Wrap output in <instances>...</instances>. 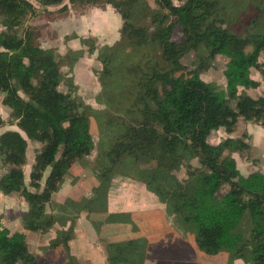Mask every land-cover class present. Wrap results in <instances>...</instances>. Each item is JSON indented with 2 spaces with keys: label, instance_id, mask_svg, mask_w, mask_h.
Here are the masks:
<instances>
[{
  "label": "trees",
  "instance_id": "obj_1",
  "mask_svg": "<svg viewBox=\"0 0 264 264\" xmlns=\"http://www.w3.org/2000/svg\"><path fill=\"white\" fill-rule=\"evenodd\" d=\"M258 1L264 13V0ZM38 2L43 8L62 6V13L68 10L66 2L108 6L119 16L120 27L118 40L101 60L106 85L96 99L108 105L110 114L102 117L95 142L90 132L93 111L72 93L58 89L60 67L72 57L41 48V27H22L39 16L30 0H0L1 105L10 111L17 128L0 132V161L7 168L0 190L5 195L16 193L27 203L24 230L50 231L54 215L47 208L72 159L86 158L96 149L93 169L97 174L103 170L99 177L105 181L124 158L138 169L147 168V176L141 175L146 188L177 220L197 223L196 242L207 252L218 251L224 236L234 237L238 221L247 213L246 242L236 253L247 256L249 264H264V173L255 171L239 179L233 155L250 147L242 138H226L217 145L207 141L212 131H231L240 120L264 128V95L252 97L238 90L259 86L250 78V69L260 55L259 70L264 74V34L237 35L224 27L231 19L232 1L177 0L179 5H174L171 0H153V9L147 0ZM175 28L180 31L178 41L172 39ZM218 55L230 57L223 72L225 94L200 78ZM183 62L193 67L189 76ZM111 65L114 68L109 69ZM6 124L0 117V128ZM115 128H119L116 134ZM31 139L42 147L34 154L26 182L22 167ZM181 167L187 168V176L178 181L174 173ZM223 188L226 191L218 199ZM192 192L191 203L200 214L187 216L185 199ZM70 211L77 214L74 208ZM65 241L58 237L52 246L64 242L69 249ZM106 255L107 264L112 263L113 257ZM68 259L78 263L74 257ZM34 263L23 233L1 228L0 264Z\"/></svg>",
  "mask_w": 264,
  "mask_h": 264
},
{
  "label": "rangeland",
  "instance_id": "obj_2",
  "mask_svg": "<svg viewBox=\"0 0 264 264\" xmlns=\"http://www.w3.org/2000/svg\"><path fill=\"white\" fill-rule=\"evenodd\" d=\"M30 1L37 8L39 16L35 21L23 23L22 27H41L38 39L41 48L56 50L63 57H72L71 62L65 61L60 67L61 84L58 89L72 93L93 111L90 117V132L93 140L97 142L102 117L110 114L108 105L99 103L96 99L106 85L101 60L109 47L118 40L120 23L118 20L115 22L112 16H106L108 6H77L66 2L68 10L62 13L59 11L62 6L43 8L39 0ZM171 1L174 5H179L177 0ZM226 1H232V6L231 19L224 27L237 35L246 32L264 34V15L258 0H222L224 3ZM147 2L152 9L155 8L153 0ZM111 12L116 14L113 10ZM172 39H180L178 28L174 29ZM117 50L113 49L115 52ZM260 57L258 55V61L250 69V78L259 82V86L252 88L246 85L238 88L252 97L264 95V74L259 70ZM229 59L230 57L218 55L213 64L200 73L201 80L222 94L226 93L223 72ZM183 63L187 67L185 75L189 76L193 67ZM111 68L114 67L111 65L109 69ZM1 97H4L3 93H0V117L3 115L7 124L0 128V132L7 129L16 130L8 113H4L6 107L1 105ZM94 112L99 113V119ZM105 128L109 129L107 126ZM113 130L115 134L119 132V128ZM246 133L249 136L246 137ZM226 138H242L244 143L250 145L244 153L233 155L241 175L239 179L255 171L264 173L263 127L245 124L240 120L231 131H225L223 128L212 131L207 141L211 145H217ZM27 144L26 163L22 167L26 180L34 154L42 147V144L33 139L27 140ZM96 155L95 149L87 158L72 159V176L62 183L61 190L59 188L60 191L54 193L55 196L53 194L51 208H47V213L54 215L51 233L25 231L22 219L26 215L27 203L16 193L5 195L0 190V229L23 233L28 249L35 257L34 264H70L68 258L72 257L77 258L76 264H90L86 260L88 249L95 254L108 253L113 257L110 264H249L247 256H239L236 253L246 242L249 228L247 213L238 221L234 237L224 236V244L218 251L207 252L196 242V222L183 223L179 218L177 220L174 214L168 221L166 210L165 214L162 212V209L166 208L163 200L154 194L155 198H149L152 192L146 188L142 178L143 175L147 176V168L138 169L132 165L131 160L125 161L124 158L120 165L115 166L113 175L106 174L109 180L105 181L104 177L103 180L99 177L103 170L99 175L93 169ZM1 164L0 161V179L7 172V168ZM191 165L197 166V161L193 160ZM174 176L178 181L184 179L187 176V168L181 167ZM76 183L79 188L75 186ZM85 185L89 188L86 193L83 192ZM169 188L174 189L173 183H170ZM143 189L149 193L143 192ZM225 191V188L221 189L218 199ZM186 197V215H199V210L191 203L195 197L194 193H188ZM72 208L76 209L77 214L71 215ZM165 225H168L166 231L162 228ZM130 233L133 234L128 237L130 240L119 241ZM61 236L66 239L69 249L65 248L64 242H60L62 246H52ZM92 244L101 247L97 250V246L93 247ZM110 244L115 245L109 247Z\"/></svg>",
  "mask_w": 264,
  "mask_h": 264
},
{
  "label": "crops",
  "instance_id": "obj_3",
  "mask_svg": "<svg viewBox=\"0 0 264 264\" xmlns=\"http://www.w3.org/2000/svg\"><path fill=\"white\" fill-rule=\"evenodd\" d=\"M107 7V6H106ZM108 8V7H107ZM111 8L109 7L108 8V10H107V13H108V15H106L107 13H105V15L106 16H112V18L114 19V21L115 22H117V20L119 21V23H120V18H119V16L117 15V14H114L113 12H111ZM104 15V16H105ZM120 25V24H119ZM115 43V42H114ZM2 99H3V97H1V101H2ZM5 110H4V113H5V111H6V113H8V115L10 116V111L7 109V108H4ZM2 114V113H1ZM8 116V117H9ZM2 119L5 121V118L3 117V115H2ZM15 129L17 130V128L15 127ZM8 130V129H7ZM10 130H12V129H10ZM22 134V133H21ZM27 146H28V144H27ZM27 149H28V147H27ZM89 157V156H88ZM87 158V157H86ZM31 164H32V162H31ZM30 169H31V166H30ZM29 169V173H30V170ZM79 174H81V172L79 171L78 172V176H79V178H80V175ZM25 175V174H24ZM249 175V174H248ZM247 175V176H248ZM28 176H29V174H28ZM72 176V168L70 169V173L64 178V181H63V183L65 182V180L67 179V178H69V177H71ZM247 176H245V177H247ZM25 181L27 182L28 181V178H27V180H26V177H25ZM78 183L80 184L81 182L80 181H78ZM78 183H76L75 184V186L76 187H78L79 188V184ZM60 190H61V188H60ZM60 190H58V191H60ZM89 190V188L85 185V187L83 188V192L84 193H86V191H88ZM143 192H145V193H149V192H147L145 189H143ZM151 195H149V198L150 199H153V198H155V196L153 195V193H150ZM54 196H55V194H54ZM57 202V201H56ZM25 203V202H24ZM165 210H166V212H165ZM26 212H27V209H26ZM162 212L164 213H166V216H167V220L169 221L171 218H173V214L171 213H169L168 212V210L166 209V208H163L162 209ZM164 213V214H165ZM11 225V224H10ZM20 226V225H19ZM168 226V225H167ZM167 226L165 225L164 227H162V228H164V231H166V230H168V229H165V228H167ZM11 231V230H10ZM20 231H22V230H20ZM52 232V231H51ZM50 231L48 232V233H51ZM132 235L133 234H129V235H124L123 236V239H119V241H127V240H130V239H128V237H132ZM47 236V235H46ZM86 241H88V240H86ZM91 241H93V240H91ZM84 242V241H83ZM92 246L94 247V246H97V250H98V247H101V246H98V244H96V245H94V244H92ZM103 246H105V244L103 245ZM104 251V250H103ZM87 253L89 252V254L88 255H86V260L88 261V263H90V264H107V255H106V253L105 252H99V253H97V254H95V253H92L93 251H91V250H89L88 249V251H86ZM75 259H77V258H75Z\"/></svg>",
  "mask_w": 264,
  "mask_h": 264
},
{
  "label": "clouds",
  "instance_id": "obj_4",
  "mask_svg": "<svg viewBox=\"0 0 264 264\" xmlns=\"http://www.w3.org/2000/svg\"><path fill=\"white\" fill-rule=\"evenodd\" d=\"M241 264H242V262H241Z\"/></svg>",
  "mask_w": 264,
  "mask_h": 264
}]
</instances>
